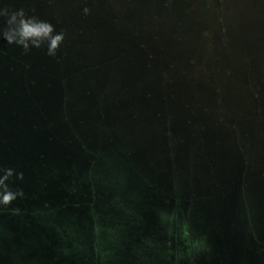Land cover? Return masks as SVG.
Returning a JSON list of instances; mask_svg holds the SVG:
<instances>
[{"label": "trees", "instance_id": "1", "mask_svg": "<svg viewBox=\"0 0 264 264\" xmlns=\"http://www.w3.org/2000/svg\"><path fill=\"white\" fill-rule=\"evenodd\" d=\"M14 2L65 34L55 75L63 103L77 94L79 82L83 99L97 84L104 129V102L114 108L130 104L128 123L107 134L106 154L129 159L131 150L121 141L149 131L164 139L168 153L185 160L187 188L170 157L172 191L156 178L154 161L131 165L149 201L168 206L174 200L177 208L207 204L216 218L234 217L241 206L248 227L254 229L255 216L264 227V0H242L238 13L226 7L233 0ZM82 148L89 162L98 158L99 149ZM196 173H203L198 187ZM246 203L257 209L255 216ZM255 240L252 249L262 251L264 238Z\"/></svg>", "mask_w": 264, "mask_h": 264}, {"label": "water", "instance_id": "2", "mask_svg": "<svg viewBox=\"0 0 264 264\" xmlns=\"http://www.w3.org/2000/svg\"><path fill=\"white\" fill-rule=\"evenodd\" d=\"M8 5L13 9L20 8L14 0H0V7L8 8ZM72 22L69 20L66 24ZM56 64L57 54L55 57L48 56L43 49H33L25 54L21 48L0 39V158L8 161L7 167L14 169V172L23 173L22 179L15 176L17 185L26 191L34 189L39 200L51 199L54 204L66 196L72 184L81 185L86 191L95 187L98 202L93 215L100 211L99 201L104 204L107 200H113L119 205L122 215L139 217L143 221L141 227L134 225L137 227L134 229L139 232L142 229V234L145 232L146 235L155 230L152 222L160 212L157 208L162 212L166 208H175L160 214L187 216L190 221L197 218L198 210H202L200 214L203 213V216L210 214L209 208L195 201L192 205L180 203L178 208L174 200L168 206L160 200L149 201L144 194L145 182L135 177L138 172L132 170L131 165L154 161L158 168L156 178L165 191H172L175 174L170 157L175 164L173 166L180 169L178 180H182L183 187L187 188L185 160L181 155L168 153L164 139L149 131H140L135 136L129 134L127 139L121 141L122 148L131 150L129 159L117 155L118 152L106 154L107 134L116 133L119 127L128 123L126 110L130 104L114 108L104 102L101 105L105 113L104 129L99 119L97 84L93 85L91 96L83 99L81 95L85 85L79 82L77 94L65 104L61 99L62 89L55 79ZM67 88L70 89L69 86ZM64 116L68 117L70 123L64 120ZM82 145L92 150L99 149L98 158H91L93 162H89ZM202 174L196 173L192 179L197 187L200 186ZM174 182L177 184L176 179ZM66 212V215L63 212L55 213V216L79 217L83 214V211L76 212L70 207ZM230 214L233 215V211ZM45 236L50 239L53 234L46 232ZM59 243L55 240L51 247L55 248ZM68 244L70 248L77 246L71 242ZM105 250L111 256L116 253L117 246L111 244Z\"/></svg>", "mask_w": 264, "mask_h": 264}, {"label": "rangeland", "instance_id": "3", "mask_svg": "<svg viewBox=\"0 0 264 264\" xmlns=\"http://www.w3.org/2000/svg\"><path fill=\"white\" fill-rule=\"evenodd\" d=\"M242 6V0H233L226 7L238 13ZM8 164L0 158V169H8ZM5 183L14 191L22 190L23 195L9 205H0V264H264V249H252V241L264 238V227H259L254 215L257 209L251 203L245 205L255 216L250 221L254 229L239 212L241 206L236 207L237 213L234 209V217L202 214L193 221L187 216H164L157 208L160 212L152 222L155 230L146 235L134 227H141L143 221L122 215L113 200L99 201L100 211L93 215L98 202L95 187L86 191L72 184L66 196L54 204L51 199L39 200L34 189L23 190L15 175ZM69 207L83 214L55 216L65 214ZM250 231L257 235L250 236ZM55 240L59 247L52 248ZM69 242L77 246L71 244L70 248ZM111 244H116L117 251L110 256L105 249Z\"/></svg>", "mask_w": 264, "mask_h": 264}, {"label": "clouds", "instance_id": "4", "mask_svg": "<svg viewBox=\"0 0 264 264\" xmlns=\"http://www.w3.org/2000/svg\"><path fill=\"white\" fill-rule=\"evenodd\" d=\"M84 11L87 12V9ZM0 39L21 48L25 54L33 49H43L46 55L55 57L65 34L56 31L50 21L29 15L23 8L0 7ZM13 175L23 178L22 172H14L11 168L0 169V205H9L23 195L22 190L14 191L5 183Z\"/></svg>", "mask_w": 264, "mask_h": 264}]
</instances>
